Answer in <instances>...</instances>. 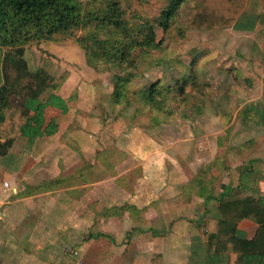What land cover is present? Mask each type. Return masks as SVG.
Wrapping results in <instances>:
<instances>
[{"label": "crops", "instance_id": "1", "mask_svg": "<svg viewBox=\"0 0 264 264\" xmlns=\"http://www.w3.org/2000/svg\"><path fill=\"white\" fill-rule=\"evenodd\" d=\"M261 2L264 6V0ZM258 75L264 83V70ZM62 83L54 94L64 100L67 113L51 107L44 111V128L54 122L55 131L38 137L19 133L13 145L0 153V264H47L46 258L37 259V250L52 252L65 241L61 237L57 245L50 242L53 229L78 235L73 243L66 241L70 248L66 247L67 257L59 264H79L74 258H80L81 264H151L157 256L162 264H242L238 254L214 253L204 233L209 220L221 217L217 207L226 195L241 192L256 201L264 200V118H260L264 114L252 111L249 115L248 109L243 112L242 108L237 118H214L198 133H187L189 138L179 135L181 140L175 143L185 141L187 145H182L188 147L180 150L177 145H168L169 132H160L158 127L119 130L116 117L85 118V110L77 111L80 107L73 100L79 88L73 98L60 96ZM261 100L253 103L264 104ZM107 120L116 124L114 129L103 125L109 124ZM192 136L201 144L191 143ZM109 145L134 159V166L107 180L76 179L77 189L70 193L60 185L57 190L50 189L57 184L49 182L62 179L63 169L79 166L89 158L99 160ZM106 167L116 170L114 165ZM100 187L109 189L101 195ZM40 188L44 189L31 195ZM131 188L135 190L131 192ZM55 195L60 203L55 206L58 214L52 216L47 205ZM88 198L94 201L89 203ZM39 201L46 203L43 223L39 222L40 213L33 212L42 210ZM25 202L35 206L29 209ZM63 213L72 222L60 221ZM122 214L131 221L124 228L112 221ZM150 218L158 223L150 225ZM257 227L242 220L236 225L235 237L250 241ZM25 234L27 239L21 240ZM119 234L123 236L118 242ZM87 235L93 237L85 240ZM87 257L91 259L86 261Z\"/></svg>", "mask_w": 264, "mask_h": 264}, {"label": "rangeland", "instance_id": "2", "mask_svg": "<svg viewBox=\"0 0 264 264\" xmlns=\"http://www.w3.org/2000/svg\"><path fill=\"white\" fill-rule=\"evenodd\" d=\"M68 2L79 4L82 13L91 8L93 4V0H68ZM129 4L131 15L153 19L159 12L163 0H124V5L128 6ZM187 9V4L181 7L179 17L172 26L170 33L163 34L157 26L155 27L156 40L163 39L162 45L149 55L142 56L138 60L136 68L131 71L120 73L117 70L102 67L95 70L86 66L80 49L77 50L74 43L76 38L87 32L81 27L73 28L67 35L59 34L55 36L57 41L41 39L28 44L24 43L22 46L24 59L30 71L43 69L57 81H60L58 83L63 82L61 90H59L61 91L60 96L70 98L73 96L74 91L79 88L78 96L73 100L80 107L77 111L85 110V115H88L85 118H108L110 120V118L116 117L121 124L117 125L119 130L121 128L124 130L126 127H128L127 130L129 128L151 129V127H158L159 130H157L160 132H169V138L166 141L168 145H177L180 150L188 149V147L182 145L183 142L185 146L187 145L185 141L175 143L180 139L179 135H181V138L183 136L184 139L189 138L191 133H198L197 131L201 130L203 125L209 124L207 121L214 120V118H237L238 111H241L242 108L243 112L247 108L249 111L247 114L249 115H252V111L264 114V104L253 103L255 99L256 101L258 99L264 100L262 98L264 96L263 78L258 75L259 71L264 70V6H262L261 0H249L245 17L249 20H255V26L254 28L250 27L252 28L251 31H246L248 29L246 26L243 32L221 29L204 32L185 31L182 29V22ZM250 24L251 22L246 25ZM9 50V48L0 47V60L11 56ZM129 74H131V77L127 86L126 98L123 103L115 107L114 112H111L109 103L114 75L121 77ZM192 75L195 76L201 87H206L204 92L195 90L189 82L183 92L179 93L178 86L182 85V82ZM244 75L246 80H243ZM157 80H159L160 86L171 90L166 98L168 114L155 112L142 101L141 92ZM252 107L254 110L251 109ZM197 109L202 113L197 112ZM242 117L244 118V114L240 115V118ZM260 118L264 117L260 116ZM112 122L109 121V124L104 123L103 125L106 128L114 129L116 124L112 125ZM187 133H189L188 136ZM172 136L175 138H172ZM191 139L193 144L198 142L197 139H193V136ZM106 151V155L104 157L100 156L99 160L93 157L95 161L89 158L79 166L69 167L68 169L62 168L65 170L62 179H57L56 187L53 186L50 189L57 190V186L60 185V187L63 186L66 192H72L77 189L75 188L76 179L107 180L122 175L124 169L135 164L134 159L127 156L123 151L114 148L113 145H109ZM107 165H114L116 170L114 171L111 167L107 168ZM2 178L3 176L0 175V181ZM43 189L34 190L31 195H36ZM99 189L101 193L109 188L100 187ZM134 190V188H131V192ZM91 194L93 195V192ZM103 198L100 197L102 203H104ZM56 200L57 195L53 197L52 201H48L47 211L51 210L54 213L51 212L52 216L58 214L56 212L58 207L55 206L59 201ZM92 201H94L93 198H88L89 203H92ZM40 204L42 210L33 212L40 213L39 222L43 223L42 214L46 211L43 209L46 203L39 201L37 205ZM25 206L33 209L35 205H29L25 202ZM124 216L122 214L120 220L112 221L124 228L126 223L131 222ZM52 218L53 222L54 220L56 222V219ZM49 221V219L46 220V222ZM60 221L72 222L71 219H66L65 214ZM148 222L150 225L155 226L158 220L150 218ZM42 227L43 224L37 228V231ZM55 230L53 229L51 237L49 236V241L55 242L57 245L62 237L65 241H62L60 247L52 252L39 249L35 253V256L39 257H36L37 259L46 258L47 264H59L61 258L67 257L64 250L67 252L69 250L67 248H70V246L66 241L73 243L78 236L64 235L57 233L58 231ZM123 234L117 236L116 240L118 242ZM20 236L18 235L19 238ZM27 237V234H25L21 236V240H26ZM92 237L87 235L85 240ZM102 239H104L103 236ZM15 240L19 241L17 238ZM43 242L42 239L39 244L40 247H43ZM78 259L75 260L74 258L73 261L81 264L82 261L80 258ZM90 259V257H87L85 260L89 261ZM69 263L72 264L73 262Z\"/></svg>", "mask_w": 264, "mask_h": 264}, {"label": "trees", "instance_id": "3", "mask_svg": "<svg viewBox=\"0 0 264 264\" xmlns=\"http://www.w3.org/2000/svg\"><path fill=\"white\" fill-rule=\"evenodd\" d=\"M248 2L163 0L156 17L150 19L131 15L130 4L124 5V0H93L91 8L83 13L79 4L68 0H0V47L9 48L11 53L10 57L0 60V140L4 141L0 144V153L13 145L19 133L32 137L52 134L54 122L43 126L47 107L56 108L62 114L68 111L64 100L54 94L60 81L43 69H28L24 43L41 39L57 41L55 36L67 35L73 28L81 27L87 32L74 43L85 65L95 70L102 67L124 73L135 69L142 56L160 48L163 39L156 40L155 27L163 34L170 33L184 4L188 5L182 22L185 31L243 32L246 26V31L255 26V20L245 17ZM130 77L131 74L114 75L111 112L124 102ZM189 82L195 90L206 89L192 75L178 86L179 93ZM170 91L157 80L141 92L142 101L153 111L168 114L166 98ZM197 112L202 113L199 109ZM56 182L53 180L50 184ZM259 201L241 192L221 198L217 207L221 217L209 220L204 233L214 253L238 254L242 264H264V200ZM242 220L258 226L250 241L235 237L236 225ZM159 257L152 259L151 264H162Z\"/></svg>", "mask_w": 264, "mask_h": 264}, {"label": "built area", "instance_id": "4", "mask_svg": "<svg viewBox=\"0 0 264 264\" xmlns=\"http://www.w3.org/2000/svg\"><path fill=\"white\" fill-rule=\"evenodd\" d=\"M7 185H8L7 183H4V187H7ZM72 254L76 255V252H73Z\"/></svg>", "mask_w": 264, "mask_h": 264}]
</instances>
